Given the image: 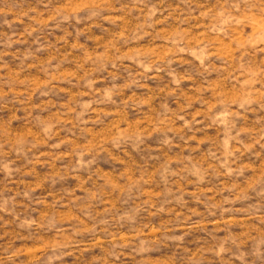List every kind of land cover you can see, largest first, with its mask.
Here are the masks:
<instances>
[{"label":"rangeland","instance_id":"obj_1","mask_svg":"<svg viewBox=\"0 0 264 264\" xmlns=\"http://www.w3.org/2000/svg\"><path fill=\"white\" fill-rule=\"evenodd\" d=\"M0 264H264V0H0Z\"/></svg>","mask_w":264,"mask_h":264}]
</instances>
